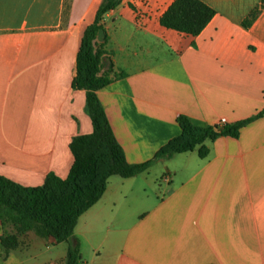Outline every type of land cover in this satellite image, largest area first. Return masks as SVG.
<instances>
[{"label": "crops", "instance_id": "0c3cea01", "mask_svg": "<svg viewBox=\"0 0 264 264\" xmlns=\"http://www.w3.org/2000/svg\"><path fill=\"white\" fill-rule=\"evenodd\" d=\"M100 1L0 0V175L24 186L67 175L70 140L92 130L71 82ZM171 1L122 0L102 19L101 73L121 76L97 96L126 160L178 135V115L204 126L263 113L236 138L206 140L204 157L175 153L111 176L70 244L86 264H264V9L245 28L260 0H201L215 14L190 36L159 24ZM147 44L162 53L139 55ZM31 232L4 255L0 246V264H33L20 253L43 238Z\"/></svg>", "mask_w": 264, "mask_h": 264}, {"label": "trees", "instance_id": "16d2710c", "mask_svg": "<svg viewBox=\"0 0 264 264\" xmlns=\"http://www.w3.org/2000/svg\"><path fill=\"white\" fill-rule=\"evenodd\" d=\"M122 0H101L94 19L83 29L76 54V74L71 86L85 91V111L92 130L78 134L69 142L73 162L65 177L48 173L42 184L24 186L0 175V235L1 254L20 245V238L29 231L52 243L70 240L78 217L99 200L111 176L123 178L145 171L158 159L175 153L197 150L204 157L208 148L206 140L220 136L237 137L240 129L262 115L263 111L233 123L196 125L185 115H178V135L170 138L154 155L141 163H129L116 140L100 103L97 91L108 85L113 78L101 73L106 36L96 41L97 32L103 28L104 15L116 8ZM264 9V0L242 20L248 28ZM215 11L201 0H172L159 16L161 26L190 36L198 35L214 16ZM9 227V229H7ZM81 260L77 245L66 249L64 264H79Z\"/></svg>", "mask_w": 264, "mask_h": 264}, {"label": "rangeland", "instance_id": "374dc122", "mask_svg": "<svg viewBox=\"0 0 264 264\" xmlns=\"http://www.w3.org/2000/svg\"><path fill=\"white\" fill-rule=\"evenodd\" d=\"M138 39H141L140 36H137ZM143 40H146L142 36ZM152 49V48H151ZM139 55L147 56L149 60L156 58L160 55V51L152 49L149 51L148 44L144 46L142 50H138ZM141 56V57H142ZM33 233V231L31 232ZM70 244V240L60 243H48L44 238L36 237V240L29 245V247L23 248L20 253L28 263L33 264H64L66 249ZM79 264H86L80 260Z\"/></svg>", "mask_w": 264, "mask_h": 264}, {"label": "water", "instance_id": "95a60500", "mask_svg": "<svg viewBox=\"0 0 264 264\" xmlns=\"http://www.w3.org/2000/svg\"><path fill=\"white\" fill-rule=\"evenodd\" d=\"M103 38H104V29L101 28V29H99L98 32H97L96 40H97V41H102Z\"/></svg>", "mask_w": 264, "mask_h": 264}, {"label": "built area", "instance_id": "2783aa9c", "mask_svg": "<svg viewBox=\"0 0 264 264\" xmlns=\"http://www.w3.org/2000/svg\"><path fill=\"white\" fill-rule=\"evenodd\" d=\"M224 122V119H221L218 123L220 124V123H223Z\"/></svg>", "mask_w": 264, "mask_h": 264}]
</instances>
